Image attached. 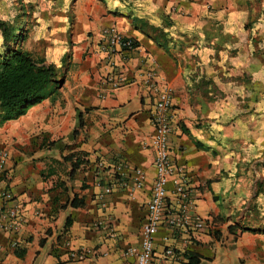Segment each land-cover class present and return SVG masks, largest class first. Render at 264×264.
I'll use <instances>...</instances> for the list:
<instances>
[{
    "label": "crops",
    "instance_id": "obj_1",
    "mask_svg": "<svg viewBox=\"0 0 264 264\" xmlns=\"http://www.w3.org/2000/svg\"><path fill=\"white\" fill-rule=\"evenodd\" d=\"M37 25L60 41L67 35L69 48L45 59L62 69L52 93L0 124L9 173L0 190L9 187L7 206L24 219L18 235L0 232V264H125L124 251L140 248L154 177L153 101L140 83L100 97L110 68L97 40L109 26L137 45L126 61L113 59L126 77L140 79L152 59L172 91L171 156L187 170L194 213L218 230L199 231L186 255L199 264H264V188L253 194L264 176V0H57ZM77 111L83 127L70 139ZM77 154L86 163L72 173ZM133 168L145 183L130 194L115 178L129 185ZM107 182L114 192L99 200ZM74 197L81 207L71 206ZM167 234L157 232L158 249Z\"/></svg>",
    "mask_w": 264,
    "mask_h": 264
},
{
    "label": "built area",
    "instance_id": "obj_2",
    "mask_svg": "<svg viewBox=\"0 0 264 264\" xmlns=\"http://www.w3.org/2000/svg\"><path fill=\"white\" fill-rule=\"evenodd\" d=\"M97 49L104 55L105 63L110 68V71L100 80L102 87L100 97L104 98L107 94L114 93L123 87L140 83L147 96L153 101L151 121L154 128V177L149 199L145 205L146 214L140 227V248L138 251L131 248L124 251V256L130 259L125 264H183L187 259L188 247L195 244V235L199 231L218 230L214 221L201 219L194 213L196 201L194 191L189 184L187 170L184 166L178 165L171 156L169 136L172 91L159 82L156 72L150 67L154 63L152 59H148L146 64L149 66L145 65L142 73L138 74L140 79L130 80L126 77L127 72L113 59L118 56L122 61H126L127 57L136 51L137 45L134 40L124 37L115 26L101 30ZM7 162L8 152L0 149V181L9 178ZM124 165V162H119L116 169ZM97 168L103 170L104 165L98 163ZM131 174L132 180L129 185L127 182H121L120 178H115V182H120L123 187H127L130 194L140 190L145 183V175L139 168L131 169ZM169 181L174 183L171 193L167 189ZM98 186L101 187V193L98 195V199L101 200L103 196L114 192L116 183L107 182ZM11 199V191L5 185L0 190V232L14 237L20 233L24 219L18 207L7 206ZM159 229H165L168 232L162 249H158L155 244V236ZM180 241L182 244L178 243ZM10 245L16 248L15 240H12Z\"/></svg>",
    "mask_w": 264,
    "mask_h": 264
},
{
    "label": "trees",
    "instance_id": "obj_3",
    "mask_svg": "<svg viewBox=\"0 0 264 264\" xmlns=\"http://www.w3.org/2000/svg\"><path fill=\"white\" fill-rule=\"evenodd\" d=\"M1 45L4 48L0 55V124L18 119L26 114L28 109L46 99L52 89L58 86L55 66L47 64L45 59L35 57L22 45L27 39V33L8 26L0 20ZM136 44V43H135ZM83 127V118L76 112V126L69 138L78 135ZM74 158V156H73ZM83 154H77L73 159L71 172L74 173L80 165L86 163ZM82 201L76 202L74 197L72 207H81ZM231 231V227L228 228ZM218 239V235H215ZM16 254L20 255L19 251ZM184 264H199L200 259L194 253H189Z\"/></svg>",
    "mask_w": 264,
    "mask_h": 264
},
{
    "label": "rangeland",
    "instance_id": "obj_4",
    "mask_svg": "<svg viewBox=\"0 0 264 264\" xmlns=\"http://www.w3.org/2000/svg\"><path fill=\"white\" fill-rule=\"evenodd\" d=\"M57 0H0V20L4 21L8 26L16 29L17 32L27 33V39L23 43V49L31 52L33 56L43 58L46 60L55 61L61 56V45L65 47L66 51L69 48L68 36L60 41V33L55 35V32L49 31V35L45 33V29H41L38 21H40V14L48 8L56 7ZM2 39L0 35V55L4 48L1 45ZM57 83L62 78V69L57 68ZM257 168L264 169V151L258 154ZM259 173V171H258ZM257 182L254 183L255 190L253 194H260L263 192L264 176L258 174ZM263 179V180H262ZM262 180V182H260ZM253 181V179H252Z\"/></svg>",
    "mask_w": 264,
    "mask_h": 264
},
{
    "label": "water",
    "instance_id": "obj_5",
    "mask_svg": "<svg viewBox=\"0 0 264 264\" xmlns=\"http://www.w3.org/2000/svg\"><path fill=\"white\" fill-rule=\"evenodd\" d=\"M60 83H61V82H60ZM60 83H59V84H60Z\"/></svg>",
    "mask_w": 264,
    "mask_h": 264
}]
</instances>
